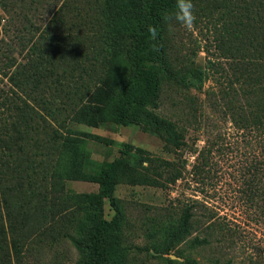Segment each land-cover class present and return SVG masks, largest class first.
I'll return each mask as SVG.
<instances>
[{
	"label": "trees",
	"instance_id": "obj_1",
	"mask_svg": "<svg viewBox=\"0 0 264 264\" xmlns=\"http://www.w3.org/2000/svg\"><path fill=\"white\" fill-rule=\"evenodd\" d=\"M19 1L24 0H16V4ZM30 1L36 6L41 0ZM174 3L50 0L52 15L44 32L37 26L40 32L35 35L32 22L31 27L23 25L16 39L18 54L25 52L23 60L16 57L15 61L16 113L10 118L0 115V264H16V251L35 239L52 245L70 236L79 227V212L86 207L94 213L83 232L88 264H129L121 246L118 207L113 200L116 213L108 220L102 213V194H70L65 190V182L79 178L89 159L85 148L88 135L70 128V123H140L168 145L182 147L183 125L156 110L168 87L179 92L200 88L215 74L224 78L225 84L217 93L222 90V97L227 98L233 124L259 129V151L264 153V0H193L195 14L209 21L217 50L229 61L226 68L218 67L220 57L200 65L183 62L172 52L166 34L176 23L170 26L165 15ZM150 25L158 29L154 41L147 31ZM13 64L14 60L9 65ZM43 87L49 93L46 97L38 94ZM186 98L187 94L177 101L181 109L192 112L202 107L201 103L191 106ZM37 105L44 106L46 115L35 111ZM73 110L75 113H69ZM120 156L149 160L142 149L128 143L120 144ZM120 163L117 158L102 164L99 181L115 184L123 169ZM254 170L255 176L259 173L253 183L258 186L255 198L244 194L240 199L264 212V155L257 159ZM153 171L157 172H143L142 181L162 187L182 174L177 165L171 167L166 160ZM207 204L193 199L182 208L169 247L190 235L195 222L205 224L207 232L201 238L194 237L197 245L208 244L211 236L219 241L241 236L236 226ZM261 216L264 222V214ZM259 218L257 215L254 220Z\"/></svg>",
	"mask_w": 264,
	"mask_h": 264
},
{
	"label": "rangeland",
	"instance_id": "obj_2",
	"mask_svg": "<svg viewBox=\"0 0 264 264\" xmlns=\"http://www.w3.org/2000/svg\"><path fill=\"white\" fill-rule=\"evenodd\" d=\"M12 1L6 2L8 6L4 8L5 0H0V115L6 118L16 113L15 61L16 57L18 61L23 60L25 54H18L16 39L21 36L23 25L31 27V22L35 35L44 32L52 15L50 0L36 1V6L30 0L18 4L16 0ZM195 15L192 30L175 24L166 34L172 52L177 53L183 62L200 65L220 57L218 67L226 68L229 61L217 50L218 43L209 21L204 15ZM37 26L40 31L36 30ZM13 60L14 64L10 66ZM214 75L204 86L189 91L179 92L168 87L160 108L156 110L159 115L183 125L185 144L182 147L168 145L160 136L145 131L140 123L68 124L88 135L85 148L89 159L79 178L65 182V190L70 194H102V213L108 220L116 213L111 204L113 200L118 207L120 242L129 264H264L263 209L248 207L240 199L244 194L254 199L253 194L258 191L254 179L259 178V173L255 176L254 165L264 155L259 151L261 143L256 136L260 130L233 124L227 98L222 97V90L217 93L225 84L224 78ZM39 93L42 97L49 94L46 87L38 89ZM186 94L187 103L193 107L201 103L202 107L192 112L185 107L181 109L177 101ZM43 107L37 105L35 111L46 115ZM69 113L73 114L75 110ZM121 143L142 149L149 160L139 156H120ZM41 158L46 161L47 156ZM117 158L123 168L118 173L117 182H100L101 165ZM163 160L169 161L171 167L177 165L182 170L181 176L166 187L142 181L143 172L152 171L154 174L159 170L153 171V168ZM160 174L161 177L166 175L162 170ZM202 177L207 182L205 185ZM193 199L207 202L218 216L236 226L241 236L221 241L211 236L208 244L197 245L194 237L201 238L207 232L205 224L195 222L190 235L169 247V237L177 228L182 208L191 204ZM257 215L260 217L258 222L254 220ZM79 218V227L70 236L52 245L35 239L21 251H16V264H88L87 250L82 245L83 232L93 221L94 213L86 207L79 212Z\"/></svg>",
	"mask_w": 264,
	"mask_h": 264
},
{
	"label": "clouds",
	"instance_id": "obj_3",
	"mask_svg": "<svg viewBox=\"0 0 264 264\" xmlns=\"http://www.w3.org/2000/svg\"><path fill=\"white\" fill-rule=\"evenodd\" d=\"M165 20L170 26L175 22L186 30H192L196 21L193 0H175L174 7L171 12L165 15ZM147 31L153 41L157 39L158 29L155 26L150 25Z\"/></svg>",
	"mask_w": 264,
	"mask_h": 264
}]
</instances>
